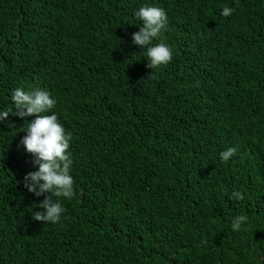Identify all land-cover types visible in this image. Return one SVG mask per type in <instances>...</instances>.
<instances>
[{"label":"trees","instance_id":"trees-1","mask_svg":"<svg viewBox=\"0 0 264 264\" xmlns=\"http://www.w3.org/2000/svg\"><path fill=\"white\" fill-rule=\"evenodd\" d=\"M144 4L167 13L153 43L172 50L152 70L131 43ZM16 87L56 99L73 195L53 197L59 222L34 219L33 117L9 113L0 264H264V0H0V109Z\"/></svg>","mask_w":264,"mask_h":264},{"label":"clouds","instance_id":"clouds-1","mask_svg":"<svg viewBox=\"0 0 264 264\" xmlns=\"http://www.w3.org/2000/svg\"><path fill=\"white\" fill-rule=\"evenodd\" d=\"M232 8L225 6L220 15L227 17L232 14ZM139 20L138 31L132 33L131 43L138 48H144L147 67L151 70L166 65L172 59V50L165 43H153L167 26V13L163 8L153 4H144L134 11ZM12 107L0 109V122L7 120L9 113L27 120L23 128L25 135L19 144L34 157L32 163L36 170L27 172L23 177L24 186L36 197L43 195L34 219L43 222L57 223L61 220L65 208L60 199H70L73 195V178L70 170L73 165L69 151L71 134L65 131L58 120L56 99L46 88L34 87L25 90L16 87L10 92ZM13 108L15 111L13 112ZM236 152L234 147H227L219 152L221 161H228ZM235 199H242L239 192L231 194ZM247 216L237 215L231 221L233 231H238L247 224Z\"/></svg>","mask_w":264,"mask_h":264}]
</instances>
